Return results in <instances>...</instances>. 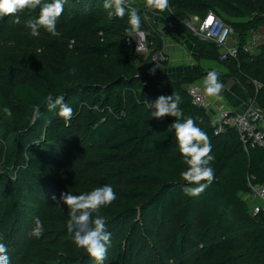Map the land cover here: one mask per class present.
I'll return each mask as SVG.
<instances>
[{
  "label": "trees",
  "instance_id": "obj_1",
  "mask_svg": "<svg viewBox=\"0 0 264 264\" xmlns=\"http://www.w3.org/2000/svg\"><path fill=\"white\" fill-rule=\"evenodd\" d=\"M52 2L42 0V5ZM103 3L66 0L56 21L59 36L43 27L39 35L31 34L27 25L39 17L40 6L0 17L3 220L15 225L30 213L37 215L63 264H96L73 243L67 230L69 209L61 193L80 195L108 184L116 199L93 213L105 218L111 233L105 260L125 264L135 252L143 263L162 255L185 264L186 253L193 250L195 264H264V214H251L245 200L252 186L264 183V149L246 146L232 128L216 134L211 116L193 104L187 89L208 73L201 60L218 62L264 110V46L254 54L244 50L251 35L264 29V0H171L162 13L152 9L157 21L146 6L132 5L141 18L140 31L153 43L150 64L164 49L160 27L196 49V66L161 73L138 66L140 55L126 42L127 12L122 19L110 17L112 10L104 9ZM210 12L233 28L236 59L222 61L215 43L198 39L188 29L191 16L204 19ZM4 79L9 82L5 88ZM49 93L53 98L64 96L72 107L70 122L57 115L58 108L49 111ZM173 93L182 98L183 118L191 117L208 135L215 158L210 162L211 185L195 197L184 191L198 185L187 184L181 176L188 165L170 129L175 117L150 115L149 103ZM73 154L86 158L79 159L85 171L77 179L62 170L63 160ZM12 167L16 168L7 174ZM169 220L171 241L163 233Z\"/></svg>",
  "mask_w": 264,
  "mask_h": 264
},
{
  "label": "clouds",
  "instance_id": "obj_2",
  "mask_svg": "<svg viewBox=\"0 0 264 264\" xmlns=\"http://www.w3.org/2000/svg\"><path fill=\"white\" fill-rule=\"evenodd\" d=\"M66 0H53L50 4H43L42 0H0V17L14 15L24 9H35L40 6L39 17L29 22L27 27L31 29L33 36L39 35V28L43 27L52 36H59L56 28L57 19L63 14ZM146 7L158 12H164L169 8V0H146ZM103 8L110 17L124 18L128 14L129 27L126 29L129 37L133 34L143 38L141 29V18L138 9L133 7L129 0H104ZM211 17L209 18V22ZM18 22V20H17ZM154 71V70H152ZM219 73L215 70L209 71L204 78V91L209 97H218L224 85L219 82ZM49 111L59 109L57 115L63 118L66 123L70 122L73 116V109L65 103L64 96L52 94L46 97ZM182 98L178 93L170 96H159L154 102L149 103L152 118L161 119L165 116L175 117V122L170 129L175 131V139L187 169L181 172V176L187 184H196L197 187H185L184 191L189 196H199L214 179V169L210 162L214 161L211 143L208 135L191 118H183V112L179 105ZM4 111L11 115V110L5 108ZM39 115V109L36 110ZM204 181L205 183H201ZM55 200L56 197L53 196ZM116 199V193L111 185L105 184L94 188L91 192L73 195L71 193H61V200L69 209V219L67 230L73 234V243L84 249L87 254L96 261V264H103L107 254V245L110 243L111 233L107 231L106 220L98 213L102 206L110 205ZM35 227L29 235L39 238L42 235L43 223L39 217L34 218ZM7 245L0 242V264H10Z\"/></svg>",
  "mask_w": 264,
  "mask_h": 264
},
{
  "label": "built area",
  "instance_id": "obj_3",
  "mask_svg": "<svg viewBox=\"0 0 264 264\" xmlns=\"http://www.w3.org/2000/svg\"><path fill=\"white\" fill-rule=\"evenodd\" d=\"M210 17L211 21L209 22ZM186 25L198 39L215 43L220 49L222 61L238 57V47L229 44L234 35L233 28L226 25L214 12H210L204 19L191 16ZM142 33L143 38L137 34H133L126 40L129 45L133 44L135 46L140 56L150 54L151 47L153 46V43L148 40L146 34ZM257 41L264 45V32ZM244 50L250 52L251 47L248 45ZM169 61V56L164 50L154 54L151 59V62L157 65L169 63ZM187 89L193 104L211 116L216 134L223 132L226 128H232L239 132L246 146L250 144L253 147L257 146L264 149V110L260 109L254 101H250L245 111L236 113L227 108L223 103L207 96L204 87L200 83L190 85ZM245 200L249 205L251 214H264V183L252 186L251 193L245 196Z\"/></svg>",
  "mask_w": 264,
  "mask_h": 264
},
{
  "label": "rangeland",
  "instance_id": "obj_4",
  "mask_svg": "<svg viewBox=\"0 0 264 264\" xmlns=\"http://www.w3.org/2000/svg\"><path fill=\"white\" fill-rule=\"evenodd\" d=\"M129 3L131 5L137 6V7H145L146 2L144 0H129ZM148 9L147 13H153V10L149 7H146ZM152 18L156 21L158 18L153 14H151ZM162 28V27H160ZM168 35L176 37L175 34L165 31ZM264 32V29H260L257 32H254L251 35L252 44L251 45H260L257 41V39L260 37V35ZM170 36L171 41H173L172 37ZM238 43L237 37L233 36L230 40V45L236 46ZM184 49V48H182ZM187 52H192V50H189ZM149 54L141 55L140 58L137 60L138 66L142 69L149 68L151 71L154 70V73H161V69L163 67H168V65L163 66L161 69H156L157 67L154 66L157 65L155 63H151L148 60ZM3 88H5L7 85H9V82H6L5 79L3 80ZM4 84L6 86H4ZM6 91V90H4ZM84 150V149H81ZM78 154V152H77ZM73 154L74 157H72L70 160H63L62 162V170L64 171L65 175L70 179H77V177L80 176V174H83L85 171L84 168H80L79 164H82L81 162L85 160L86 158L82 155ZM80 159V161H79ZM83 159V160H82ZM16 168V167H15ZM12 167L10 170L6 171V173L12 172ZM15 176V175H13ZM58 181L62 182V180L58 179ZM27 208H30L28 204L25 205ZM0 211V242H3L7 245L8 248V256L10 257V264H63L62 260L59 258L60 253L54 249L53 240L51 241L50 235L47 234V226L44 223L43 224V233L40 235L39 238H36L34 236H30V231L35 227L34 224V218L39 217L37 215H33L30 213L28 216L26 215L25 220L17 221L15 225H12L8 221H4L1 216ZM40 218V217H39ZM166 228V231L163 232L164 238L169 239L171 241V238L169 236V230L171 226H173V222L171 220L167 221L164 225ZM168 226V227H167ZM14 227V228H13ZM13 228V229H10ZM156 234H158V230L156 231ZM59 237H54V240H57ZM140 241V240H139ZM139 250V247L136 249V252ZM58 252V253H57ZM193 250H190L186 253V259L185 264H195V260L193 259ZM133 259L131 257L127 258V262L125 264H137V261L140 260L142 264H176L177 259L174 257L171 258H163L161 255V258L158 259H149L146 260L145 263H143L144 259H139V257H136V253H132ZM136 257V258H135ZM159 257V256H158ZM166 261H164V260ZM46 262V263H44ZM103 264H114L113 262H110L109 259L103 261Z\"/></svg>",
  "mask_w": 264,
  "mask_h": 264
},
{
  "label": "crops",
  "instance_id": "obj_5",
  "mask_svg": "<svg viewBox=\"0 0 264 264\" xmlns=\"http://www.w3.org/2000/svg\"><path fill=\"white\" fill-rule=\"evenodd\" d=\"M162 32H164V51L169 56V63L168 68H162L163 63H160L158 65L154 66L157 67L156 69H161V72H166L165 70L171 71H184L193 68L196 66L197 62L194 57V52H196L195 47L189 43L185 38L179 37L176 35V37L168 35L165 31L166 29L164 27L160 28ZM168 31V30H167ZM170 32V31H168ZM170 36L172 37L173 41H171ZM251 40L249 41V46L251 47V54L257 53L258 49L263 44L260 45H251ZM184 48V49H182ZM186 48L189 50H192V52H187ZM201 64L207 70L209 71H217L219 73V82L224 85V88L220 92L218 97H211L215 101H219L223 103L227 108H229L231 111L239 113L243 112L248 108V105L250 104V99L247 97L244 89L240 86V84L235 81L232 78L228 77V71L226 68H224L220 63L218 62H212L208 60H201ZM200 84L205 88L204 85V79L200 82Z\"/></svg>",
  "mask_w": 264,
  "mask_h": 264
}]
</instances>
